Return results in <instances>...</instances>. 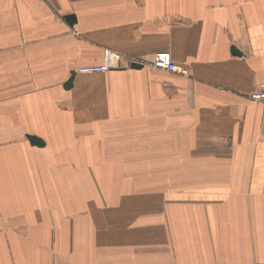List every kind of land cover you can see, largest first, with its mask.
Returning <instances> with one entry per match:
<instances>
[{
	"label": "crops",
	"instance_id": "obj_1",
	"mask_svg": "<svg viewBox=\"0 0 264 264\" xmlns=\"http://www.w3.org/2000/svg\"><path fill=\"white\" fill-rule=\"evenodd\" d=\"M107 49L144 65L116 72L132 83L122 107L131 120L147 119V135L164 137L165 161L177 154L179 166L196 168L194 179H211L166 203L172 223L124 224L157 210V199L108 207L91 179L66 180L72 190L55 209L10 187L13 136L18 144L42 138L48 148L91 119L108 120L102 87L72 77ZM162 52L188 76L148 66ZM260 84L264 0H0V264H264V104L249 99ZM62 102L66 113L57 111Z\"/></svg>",
	"mask_w": 264,
	"mask_h": 264
},
{
	"label": "rangeland",
	"instance_id": "obj_2",
	"mask_svg": "<svg viewBox=\"0 0 264 264\" xmlns=\"http://www.w3.org/2000/svg\"><path fill=\"white\" fill-rule=\"evenodd\" d=\"M116 53L119 55L120 61L110 71L80 73V75L88 77L87 82L90 86L102 87V94L99 96L107 98L109 113H111L108 120L100 124V121L91 119L90 128L77 129L75 136L65 137L63 140L68 139L61 145H51L48 148L42 138L45 146L38 147L31 144L29 136L26 140L24 137V142L20 144L18 141L23 138L13 136L11 146L13 179H10V187H17L20 190V187L24 186L26 191L37 192L41 197H46L50 208L55 209L53 201L67 203L63 199L68 197L67 193L70 192L68 188L72 190L71 186L65 183L66 180L86 179L90 181L91 179V186H95L93 190L102 191L104 199L102 203L106 202L108 207L131 210L135 206L130 200H145L146 202L139 206L146 207V204L150 202L148 198L155 197L157 199V210L144 211L136 215L134 210L130 217L135 215L133 219L124 224H131L135 221L146 224L153 217L156 219L154 222L156 225L169 221L172 223L173 218L177 221L178 217H175V212L166 207V203L168 205L178 204L181 194L195 196L196 191L210 185L211 179H194L196 168L179 166L180 160L177 154L168 153L165 161L162 151L164 137L147 135V119L141 120L139 123L131 120L130 114L122 107L127 106L126 104L131 101L132 83L130 80L118 76L116 72L131 69L132 64L137 61L123 60L121 54ZM103 63L104 55L100 63L79 66L73 71L72 77L79 74L77 72L79 68L101 67ZM73 80L74 78L70 79V81ZM71 88L72 86H65L66 90ZM63 102L59 103L57 111L66 113L68 107ZM132 127L139 131L132 130ZM20 146L25 148L20 149ZM73 147L76 148V151L80 150L81 153L77 152L82 155L80 160H78L77 154H73L75 153L71 150ZM89 158L91 161L88 160ZM195 163L196 161L192 165ZM164 164L168 165L166 169H164ZM181 173H185L187 178L181 179ZM182 177L184 178V176ZM78 186L84 188L82 183L75 187ZM103 191L106 192L107 200ZM91 200L92 206L96 207L95 203L98 200ZM33 203V199L28 200V206H33ZM134 203L138 204V201L134 200ZM74 206L76 207L73 204ZM92 206L89 207V212L100 214L99 211L94 212L96 210ZM66 216H73V213L66 212L63 217L66 218ZM176 237V233H172L171 239H176Z\"/></svg>",
	"mask_w": 264,
	"mask_h": 264
},
{
	"label": "built area",
	"instance_id": "obj_3",
	"mask_svg": "<svg viewBox=\"0 0 264 264\" xmlns=\"http://www.w3.org/2000/svg\"><path fill=\"white\" fill-rule=\"evenodd\" d=\"M104 54V63L101 67H86L79 68L78 73L82 74H90V73H98V72H106L110 71L112 68L116 67V65L120 61L119 55L113 50L107 49ZM138 63V62H135ZM133 63V64H135ZM132 64V65H133ZM140 64V63H138ZM143 65V64H141ZM144 66V65H143ZM150 67L156 70H163L169 73L184 75L189 74V71L186 69L179 67L174 63L172 56L170 53H159L155 55L153 61L149 65ZM249 99L253 102L264 104V84H260L256 92L250 95Z\"/></svg>",
	"mask_w": 264,
	"mask_h": 264
},
{
	"label": "water",
	"instance_id": "obj_4",
	"mask_svg": "<svg viewBox=\"0 0 264 264\" xmlns=\"http://www.w3.org/2000/svg\"><path fill=\"white\" fill-rule=\"evenodd\" d=\"M68 20L73 22V21H75V17L74 16H70L68 18ZM232 52H233L234 55H240L235 47H232ZM132 68L140 70V69L143 68V65L135 63V64L132 65ZM66 86L67 87H71L72 86V81H69V83ZM28 139L30 140V142H31V144L33 146H38V147H44L45 146V142L41 138H38V137H35V136H29Z\"/></svg>",
	"mask_w": 264,
	"mask_h": 264
}]
</instances>
